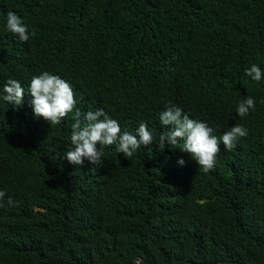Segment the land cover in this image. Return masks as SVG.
I'll return each instance as SVG.
<instances>
[{"label":"trees","instance_id":"obj_1","mask_svg":"<svg viewBox=\"0 0 264 264\" xmlns=\"http://www.w3.org/2000/svg\"><path fill=\"white\" fill-rule=\"evenodd\" d=\"M9 10L29 41L7 30ZM253 64L264 74V0H0V97L8 79L25 92L19 108L0 98V264H264V75L246 76ZM45 71L77 101L52 127L28 93ZM247 96L255 108L241 118ZM169 105L217 137L248 134L232 151L221 143L205 173L180 144L159 149ZM97 109L122 132L146 123L154 142L69 163L76 111L83 127Z\"/></svg>","mask_w":264,"mask_h":264},{"label":"clouds","instance_id":"obj_2","mask_svg":"<svg viewBox=\"0 0 264 264\" xmlns=\"http://www.w3.org/2000/svg\"><path fill=\"white\" fill-rule=\"evenodd\" d=\"M7 30L18 36L21 42L30 39L29 29L24 21L13 11L9 10L6 16ZM35 35V31L32 32ZM245 75L251 77L255 82H260L262 72L256 64L245 70ZM2 98L9 104L19 108L25 97L24 89L16 79H8L2 88ZM28 93L31 95V105L36 118H43L49 122L51 127L59 125L67 115L73 112L77 101L71 85L58 75L45 71L33 76ZM255 101L247 96L237 106V114L244 118L250 109L254 110ZM81 113L76 111L75 122L72 124L71 147L65 153L67 161L73 165H83L87 159L91 164L97 165L101 162L102 149L105 146L117 145V151L123 153L125 158H130L141 148L154 142L153 133L146 123H140L136 134L121 131L117 120L112 119L103 109L89 110L83 114V127L81 126ZM161 125L166 129L158 139V146L165 148V142L174 146L180 144V150L190 155L191 159L199 165V169L207 173L214 169L216 156L221 150V143L225 151H232L236 147L238 138L247 136V129L242 125H236L221 137L214 135V130L206 122L190 118L183 110L174 105L167 106L160 114ZM99 146V147H98ZM183 166L185 161L178 160ZM6 193L0 191V201ZM8 204L15 206L11 197ZM0 203V207H3Z\"/></svg>","mask_w":264,"mask_h":264},{"label":"water","instance_id":"obj_3","mask_svg":"<svg viewBox=\"0 0 264 264\" xmlns=\"http://www.w3.org/2000/svg\"><path fill=\"white\" fill-rule=\"evenodd\" d=\"M135 261H136L138 264H141V263H142V259H141V258H137Z\"/></svg>","mask_w":264,"mask_h":264}]
</instances>
